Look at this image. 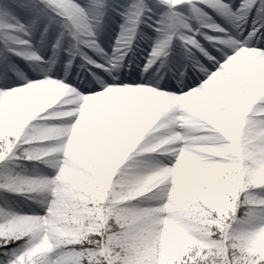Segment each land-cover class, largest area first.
Returning a JSON list of instances; mask_svg holds the SVG:
<instances>
[{
    "label": "snow or ice",
    "instance_id": "1",
    "mask_svg": "<svg viewBox=\"0 0 264 264\" xmlns=\"http://www.w3.org/2000/svg\"><path fill=\"white\" fill-rule=\"evenodd\" d=\"M258 33L264 0H0V192L44 210L0 206V264H264Z\"/></svg>",
    "mask_w": 264,
    "mask_h": 264
},
{
    "label": "rangeland",
    "instance_id": "2",
    "mask_svg": "<svg viewBox=\"0 0 264 264\" xmlns=\"http://www.w3.org/2000/svg\"><path fill=\"white\" fill-rule=\"evenodd\" d=\"M124 0H116L117 4L123 3ZM237 3H239V0H237ZM206 32V34H209L211 36H222L220 34H213L212 31H210L209 29L204 30ZM248 32V31H247ZM245 32V33H247ZM250 32V30H249ZM257 38L260 39H264V37H258ZM200 39L202 44H206L204 42V40L202 39V37L198 38ZM255 39V38H254ZM144 44H141L140 47H143ZM92 53H90L91 55ZM96 64H100L101 67L97 68L94 65H85V66H80L81 65V61L78 59L76 62L78 63L77 66H75L74 68V72L76 74H78L77 76H84V75H90L91 73H94L96 75L100 74L99 70L103 69L104 66H102V62H100V60L98 59V57L93 58ZM128 70V69H127ZM125 68H122L120 73H118V75H124L125 73ZM56 155V154H54ZM149 156L155 157L159 160H163L164 159V152L163 150H159L156 154H148ZM16 163H21V162H13L12 165H10L9 167L12 169L13 175L15 174H20L22 176H26V177H43V176H51L53 174V169L45 166L44 164H36V163H27L24 164V166L16 168L15 165ZM3 170L0 169V172H2ZM0 206H7L9 207L11 210L16 211V212H20L22 214H27V215H40L43 216L44 215V210L43 208L34 203L32 200L30 199H26L24 196H18V195H14V194H10V193H5V192H0ZM260 245L262 247H264V240H261Z\"/></svg>",
    "mask_w": 264,
    "mask_h": 264
},
{
    "label": "bare ground",
    "instance_id": "3",
    "mask_svg": "<svg viewBox=\"0 0 264 264\" xmlns=\"http://www.w3.org/2000/svg\"><path fill=\"white\" fill-rule=\"evenodd\" d=\"M218 23H219V21H218ZM210 31H211V29H209ZM249 30L251 31L252 30V18L250 17L249 18V22H248V24H246V25H242V28H241V31H243V32H249ZM115 31H119V28L117 27L116 29H115ZM9 34H13V33H11V32H9ZM213 34H215V33H213ZM17 35H20V34H17ZM221 35V34H220ZM258 35V37H259V33L257 34ZM222 38H224L223 36H212V41H204L206 44H211V43H213V42H215L216 40H218V39H222ZM113 39H114V37H113ZM0 47H3V45L2 44H0ZM13 47H16L15 45H13ZM143 47H145V45L143 46ZM106 51H111V49L110 48H106L105 49ZM49 55H50V53H49ZM92 56H93V58H97L98 56H95L94 54H91ZM98 59L100 60V62H102V66H106L105 65V63H104V61H102L101 59H100V57H98ZM12 64H13V66L15 67V69H17V70H19L20 72H25V73H27V72H31L32 71V69L29 67V64L28 63H26L24 60H22V59H20V58H17V57H12ZM78 65V63L76 62L74 65H73V67L71 68V69H69V72H70V79H73V80H75L76 78H77V75L78 74H76L75 72H74V68H75V66H77ZM125 71H128L126 68H125ZM99 72H100V74H98V75H106V73H104V68L103 69H100L99 70ZM34 74V73H33ZM61 76H63V68L61 69ZM79 78L81 79V80H85V79H90L91 78V75H84V76H80L79 75ZM173 83H175V81H173ZM178 94V93H177Z\"/></svg>",
    "mask_w": 264,
    "mask_h": 264
},
{
    "label": "clouds",
    "instance_id": "4",
    "mask_svg": "<svg viewBox=\"0 0 264 264\" xmlns=\"http://www.w3.org/2000/svg\"><path fill=\"white\" fill-rule=\"evenodd\" d=\"M183 126V125H182ZM189 133H194L196 131H198V127L195 123H192L190 125H188L187 129H186ZM262 180H264V178H262Z\"/></svg>",
    "mask_w": 264,
    "mask_h": 264
}]
</instances>
